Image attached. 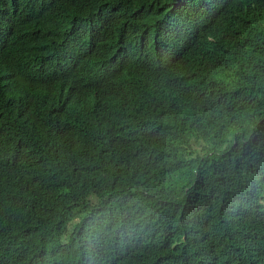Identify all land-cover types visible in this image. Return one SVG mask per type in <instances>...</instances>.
Wrapping results in <instances>:
<instances>
[{
  "label": "trees",
  "instance_id": "obj_1",
  "mask_svg": "<svg viewBox=\"0 0 264 264\" xmlns=\"http://www.w3.org/2000/svg\"><path fill=\"white\" fill-rule=\"evenodd\" d=\"M0 264H264V0H0Z\"/></svg>",
  "mask_w": 264,
  "mask_h": 264
}]
</instances>
